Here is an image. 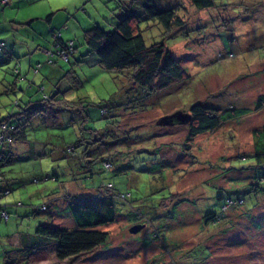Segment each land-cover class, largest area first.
I'll list each match as a JSON object with an SVG mask.
<instances>
[{"label": "rangeland", "instance_id": "1", "mask_svg": "<svg viewBox=\"0 0 264 264\" xmlns=\"http://www.w3.org/2000/svg\"><path fill=\"white\" fill-rule=\"evenodd\" d=\"M12 1L13 5L17 0ZM117 1L41 0L30 5L21 2L19 8L7 6L0 13V41L16 47L23 76L27 74L26 80L17 82L14 92L5 93L6 83H12L14 76L2 65L0 93H4L0 94V112L17 111L13 103H23L30 96L40 100L39 84L43 83L48 91L49 81H42V76H49V69L34 75L29 63L31 58L41 62L48 59L36 44L46 43L47 37L51 44L50 29L62 30L65 39L75 40L77 46L82 44L83 53L68 65L66 77L59 84V90L66 92L59 94V98L75 101L76 106L69 111L63 109L53 123L48 121L50 129L33 122L36 142L18 144L26 151L20 148V161L2 168L5 178H12L14 168L22 175L26 172L39 180L28 185L33 186L31 192L52 188L56 198L68 194L90 198L95 192L93 188L103 181H113L130 194L126 203L116 202V222L96 228L110 234L104 246L58 264H264V197L251 192L252 183L264 187V167H257L252 157L243 156L253 152V130L264 126V109L254 111L257 98L264 95V0H216L218 7L211 10H196L188 0L166 1L167 6L169 1H180L184 10L178 16L184 26L174 29L169 38H164L165 33L160 31L155 41L165 42L190 78L145 100L144 93L130 84L129 73L107 72L95 56L84 57L85 31L96 25L110 30L117 21ZM49 14L50 22L33 27L26 24L32 16L46 19ZM9 22L18 25L10 26ZM150 38L151 35L145 36L147 44L152 43ZM0 60H4L1 52ZM130 100H142L143 107L136 109V113L126 109ZM196 102L218 108H246L251 113L223 124L215 133L198 136L187 153L183 148L188 143V124L168 126L159 121L177 111L189 114ZM102 106L109 108H105L110 111H106L108 117L101 115ZM77 132L84 139L98 134L104 142H116L89 157H115L111 173L101 171V165L96 164L91 177L88 169L84 173L79 171L77 161L75 168L65 174L62 167L66 162L61 158L55 160L58 155L52 156L50 151L60 146L56 142L61 135L66 134V142L73 143ZM73 148L72 145L70 150L74 151ZM42 153L48 156L40 158ZM249 165L254 167L246 168ZM41 168L51 176L57 175L59 180H44ZM13 186L17 191L21 184ZM84 188L86 194L82 193ZM45 194L28 199L24 206L9 208L8 222L0 218V264L5 263V253L21 256H15L11 246L18 234L29 235L41 224L66 230L76 228L70 213L62 207L66 199L54 204L48 198L51 193ZM239 196L245 198V205L232 209L214 229L205 223L203 218L210 212L221 214L226 198ZM42 205L49 210L39 211ZM137 224L144 227L137 234L131 233L130 229ZM46 240L54 243L52 239ZM48 250L50 258L52 253L55 257V247ZM202 257L206 259L198 262Z\"/></svg>", "mask_w": 264, "mask_h": 264}, {"label": "trees", "instance_id": "2", "mask_svg": "<svg viewBox=\"0 0 264 264\" xmlns=\"http://www.w3.org/2000/svg\"><path fill=\"white\" fill-rule=\"evenodd\" d=\"M39 1L41 0H21L22 4L25 5L34 4ZM166 1L168 0H118L116 7L118 13L117 21L112 24V28L110 30H105L101 26L96 25L85 31L83 36L84 45L87 48L84 57L88 55L90 57L95 56L96 60H98V65L107 72L129 73L128 77L129 80H131L130 84L138 87L144 93L141 92L144 100L149 96L167 91L175 85L184 83L190 78L180 62L171 54L165 42L155 41L160 31L165 33L164 38H169V33L174 29H182L184 26V22L178 16V13H180L183 8L180 1H177L175 4L169 1V7ZM188 1L196 10H211L218 7L216 0ZM12 2V0H0V13H2L7 6L19 8L15 3L12 5ZM51 19L52 14H49L46 19L31 18L26 24L33 27L35 24H44V21L50 22ZM13 24L18 25L9 22L10 26ZM65 27H67V25H65ZM51 30L52 29L49 30L53 38V41L50 39L51 44H48V37L46 43H42V45L36 44V46H38V51H44L48 59L45 62L33 63L30 69L34 75H38V73H41L45 68H48L49 71L52 69L54 70V75L48 73L49 76H42V81H49L48 91H45L43 83L39 84L38 91L42 93L40 100H33L30 96V99L23 103L19 100L13 103L17 111L8 112L4 110L5 113L8 112L6 117H2L3 111L0 112V218L5 222L10 219V214L2 206V202L12 193L8 186V181L11 183L12 179L5 178L2 168L11 164V162L20 161V158H17V156L20 154L21 149L26 151V148L18 146V144H25L29 141L30 143L36 142L34 137L37 135L36 133L34 134L33 122L42 123V126L44 125L46 129H50L46 123H53V120H57L63 109L69 111L70 108L76 106L75 101L67 100L64 96L59 98L60 95L66 93H62L59 90V84L64 77H66L64 74H67L66 70L68 65H72L73 61L77 60V56H82L81 54L83 53H81L82 50L80 49L82 44L77 46L75 40L69 38L65 39L62 30L57 32ZM49 31H47L46 34ZM148 31L151 32L148 33ZM146 35L152 36V38H150L152 40L151 44L146 43ZM12 46L10 43L8 45L4 40L0 41V52L4 56V60H0V68H2V65H5L3 69L9 71L14 76L12 83H6L8 87L5 88L4 92L8 94L15 91L16 87H18L17 82L20 80L24 81L27 78V74L23 76V72L21 71L16 47H14V45ZM12 61L13 63L10 65ZM28 72L29 70H27V73ZM67 78L69 77L67 76ZM119 90L120 88L118 91ZM115 103L116 102H114V104ZM129 103L130 104L125 106V108L128 110L133 109L132 112L134 113L143 107L142 100H135V102L130 100ZM115 105L117 107V104ZM105 108L107 107L102 106L101 108V115L103 117H106L109 114L107 112H110L107 111L109 108ZM263 109L264 95H261L256 100L254 111L260 112ZM188 113L191 115V121L187 125L189 130L187 138L188 143L185 144L183 148V151L187 153L190 152L191 144L198 136L206 133H215L223 124L245 117L251 113V110L237 107L218 108L212 107L206 103L196 102L190 107ZM113 118H115V116ZM32 130L33 135L31 134ZM88 131L98 133L95 130ZM51 135L52 134H50L49 137ZM30 136L33 138L29 139ZM252 137L253 152L243 156L252 157L257 167H264V126L255 128L252 132ZM100 138V135L98 136L97 134L93 136L92 134L91 139H84L83 135L77 132V139H75L73 143H68L66 142V134H64L61 135L59 141L56 142L59 143L60 146L56 147L55 142L52 140L56 148H53L50 152H52V156L58 155L55 157V160L61 158V160L66 162V166L62 167V169L65 170V174L75 168L77 161L79 171L84 173L83 170L86 168L89 173L86 172L91 177L96 172L94 169L96 164L101 165V171L111 173L113 169L112 159L115 157H101L98 158V160L90 159L94 151L96 152L100 148H105L106 146L116 143H112L109 139L104 142ZM72 145L74 147L73 149H75L74 151L70 150ZM46 156H48L46 153H42L39 157L43 158ZM247 167L253 168L254 166L249 165L246 166V168ZM14 170L19 174L18 179H22V174L17 169H12L13 172ZM241 170H244V168H241ZM40 172H45V170L41 168ZM25 175L26 172L24 176ZM42 175L44 180H49L51 178L56 181L59 180L57 175L53 174L51 176L49 172H45V174ZM117 176L119 175L117 174ZM38 181L36 177H33L31 184H37ZM261 186L262 184L260 183H252L251 192L264 197V187L261 188ZM86 190L87 189L84 188V191ZM93 190H95V192H92L93 194L90 198L87 196L78 198V195L73 194L63 196V200L66 199V209L76 224L74 230L61 229L46 224L38 225L31 236L26 235V241L31 242V244L26 247L24 246L21 256L10 257L8 253H5L4 264L29 263L31 256L43 247L45 241H49L46 239H52L54 241L55 257L59 262L77 259L80 256L90 254L96 249L104 246L109 240L110 234L108 232L98 231L96 228L114 224L117 220L116 202L119 200L126 203V201H129L130 194L119 189L113 181H108L106 183L103 181L100 186L93 188ZM84 191L82 193H84ZM220 199L223 200V197H220ZM228 200H233L237 202V204L226 208V206H228ZM240 201H242V203H240ZM128 204L131 205V203ZM243 205H245L244 197H228L224 200L221 214L210 212L203 219L208 226L214 229L220 224L221 219L226 214L230 213L232 209L239 208ZM17 206L21 207L23 204L20 202ZM47 207V205H42L41 209L38 210L47 212V209L49 210ZM3 214L7 215V219L4 218ZM139 223L142 222H138V224ZM202 259L206 258L202 257L197 260L199 262L200 260L202 261Z\"/></svg>", "mask_w": 264, "mask_h": 264}, {"label": "crops", "instance_id": "3", "mask_svg": "<svg viewBox=\"0 0 264 264\" xmlns=\"http://www.w3.org/2000/svg\"><path fill=\"white\" fill-rule=\"evenodd\" d=\"M15 3L19 7L20 6V3H21V0H17ZM30 18H35V17L32 16ZM37 62H41V61L40 60L34 61L31 58L30 63H29L30 64V69L32 68L33 63H37ZM21 71H22V67H21ZM49 73H50V75H54L53 73H55V72L52 69L51 71H49ZM41 174H45V172H41ZM18 175L19 174L17 172H14L11 175V177H12L11 179H12L13 182L11 181V183H10V181H8V186L11 189L12 193L8 197L5 198L6 201L4 202V204L2 202V204H3L2 206L6 209L7 212H9V210H8L9 208L16 207L20 202L22 204H24L23 202H26L28 199L33 200L35 198V196H40V193H43L44 194L43 196H46L45 193H49V194L51 193V195H49L48 198L54 204H59V203H57V201H61V200L63 201V196L56 198V196H55L56 195L55 194L56 193L55 192V189H52V188H51L50 191L48 190V188H44V190L42 192H36V190H33L31 192L30 189L33 186L32 187H29L28 185L31 184V180H32L33 177H29L27 175H25V176L22 175V179H18ZM16 183H20L21 184V187H19L20 189L17 190V191H15V188L13 186ZM62 184L64 185V182ZM25 186H27V187H25ZM23 190H26V192H23ZM86 191H84L85 194H86ZM23 194H28L29 197L28 198L25 197V199H24ZM62 207H63V209H65L66 208V204H64ZM10 212H12V211H10ZM9 220L10 219H8V221ZM35 229H36V227H35ZM35 229H34L33 232H30V234H29L30 236H31V234H33L35 232ZM26 235H28V234H24L23 236H21L20 234H18V236H16V237L14 236V238L11 240V244H12L11 246L13 248L12 251L15 252L14 253L15 256L22 253V251L24 250V246L26 247L27 245L31 244V242H27L26 241L27 240ZM43 244H44L43 247L41 249H39L36 254H34L33 256H31L30 261L27 264H58V263H60L56 259V257H54V254L53 253H52V257L50 258V254L51 253H49L48 248L50 246H52V245L54 246V243H49L48 241H45V243H43Z\"/></svg>", "mask_w": 264, "mask_h": 264}, {"label": "water", "instance_id": "4", "mask_svg": "<svg viewBox=\"0 0 264 264\" xmlns=\"http://www.w3.org/2000/svg\"><path fill=\"white\" fill-rule=\"evenodd\" d=\"M190 121H191L190 114H186L182 111H177L172 115L161 118L159 124L168 125V126L187 125L189 124ZM143 227H144L143 225H136L130 229V232L133 234H137L142 230Z\"/></svg>", "mask_w": 264, "mask_h": 264}, {"label": "built area", "instance_id": "5", "mask_svg": "<svg viewBox=\"0 0 264 264\" xmlns=\"http://www.w3.org/2000/svg\"><path fill=\"white\" fill-rule=\"evenodd\" d=\"M240 203H242V201H240ZM237 204V202H234L233 200H228V206H226V208H229L231 206H235ZM4 218L7 219V215L3 214Z\"/></svg>", "mask_w": 264, "mask_h": 264}]
</instances>
